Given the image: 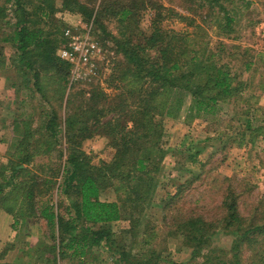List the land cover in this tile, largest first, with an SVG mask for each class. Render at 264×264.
Here are the masks:
<instances>
[{"label": "trees", "instance_id": "16d2710c", "mask_svg": "<svg viewBox=\"0 0 264 264\" xmlns=\"http://www.w3.org/2000/svg\"><path fill=\"white\" fill-rule=\"evenodd\" d=\"M55 1L0 0V65L5 62L4 44L10 45L16 52L15 67L24 86L33 87L47 104L36 126L32 118L13 123L16 136L6 161L0 164V209L12 215V229L31 218L45 221L50 239L43 245L48 264H68L71 260L83 264L93 247H104L116 257L117 264L173 263L151 247L156 232L150 230L147 220L144 222V211L153 203L165 157L173 155L175 169L190 173L185 164L199 162L202 148L196 143L180 150L164 147L163 119L177 116L186 97L191 118L214 116L219 104L241 97L249 82L232 73L208 43L193 42L187 32L163 29L162 21L171 14L188 25L195 24L192 17L175 13L158 0H99L98 4V0H60L59 7ZM193 1L184 0L191 7L197 5ZM200 1L207 16L215 17L219 29L230 32L234 18L227 6L233 0ZM147 9L153 10V17L145 32L140 17ZM60 11L80 14L84 24L91 23L92 36L103 44L113 42L123 58L110 79L116 93L109 96L97 87L78 105L68 98L63 124L44 83L46 77H52L55 100H63L71 64L57 55L64 42L62 31L69 26L61 13L57 18ZM111 20L116 24L115 33L108 29ZM195 28L200 29V25ZM252 62L245 61L244 69L249 70ZM257 84L264 91L263 76ZM252 111L264 115V106L257 100L248 106L241 126L235 129L230 124L225 132L223 147H239L264 134V118L260 123L262 119L252 117ZM100 134L115 151L110 161L94 163L82 143ZM52 150L57 152L58 163L46 174L42 170L46 162H37V158H48ZM192 181L173 182L175 191L167 193L161 208L172 210ZM106 188L113 189L115 200L101 198ZM222 208L225 212L218 222L203 215L177 214L169 224L170 235L179 237L190 250L188 263L264 264V210L256 206L249 216L243 215L231 189ZM124 217L132 238L140 235V252L119 247L114 239L111 225ZM219 231L232 236L229 248L212 242ZM14 247L13 243L3 244L0 261ZM247 251L249 257L244 256Z\"/></svg>", "mask_w": 264, "mask_h": 264}, {"label": "rangeland", "instance_id": "374dc122", "mask_svg": "<svg viewBox=\"0 0 264 264\" xmlns=\"http://www.w3.org/2000/svg\"><path fill=\"white\" fill-rule=\"evenodd\" d=\"M166 8L174 9L175 13L190 16L195 26L188 25L176 15L166 16L161 26L165 30H176L190 33L193 42L208 43L209 47L220 55V60L227 63L231 72L237 74L240 80H246L247 90L236 100L219 104L217 114L191 118L189 115V97H186L180 113L175 117L163 119L164 135L162 145L171 150L186 149L189 146H200L202 151L198 156L199 162L185 164L192 172H180L175 169V157L168 154L163 161V170L159 183L153 196V203L149 205L144 214L150 230L156 232L151 247L160 250L164 257L171 262L165 264H190V250L186 248L179 237L170 235V223L177 217L185 215H203L209 220L218 222L225 210L222 202L228 191L234 190L237 194L239 211L249 216L257 206L259 211L264 210V134L255 137L254 142L242 146L223 147L225 132L228 129L238 128L244 122V115L248 106L258 102L264 106V91H261L257 82L264 77V0H233L228 4L230 15L234 18L230 32L223 33L214 21V16H207L206 6H201L200 0H194L197 5L190 6L184 0H158ZM59 7L60 0H56ZM99 0L96 2L98 4ZM60 11L57 18L60 16ZM66 14L67 16H64ZM63 20L69 26H83L82 16L78 13H61ZM153 10L147 9L140 17V26L148 32ZM200 25V29L195 28ZM108 29L116 32L113 20L108 22ZM195 31L198 33L195 34ZM193 32V33H192ZM100 42V41H99ZM103 55L98 59L97 73L88 81H76L70 84V72L66 90L62 101H56V85L46 77L48 93L58 109L62 124L68 113L67 100L73 99L78 105L87 101L94 88H100L109 96L116 93V88L110 79L119 63L123 60L110 40L104 45L100 42ZM223 44V45H222ZM222 46V47H220ZM5 62L0 65V164L5 162L9 145L13 143L16 134L13 132V123L32 118V125L36 126L40 119L43 107H47L40 94L33 87H25L21 81V72L15 67L16 52L10 45L4 44ZM253 60L249 70L244 69V62ZM252 76V80H249ZM15 84V85H14ZM235 112H239L235 116ZM252 117H259L263 122L264 115L260 111H252ZM231 124V126H230ZM230 131V130H229ZM249 137L246 134V140ZM63 139V138H62ZM105 135H94L82 143L83 150L90 154L94 163L110 161L114 148L109 145ZM3 143V144H1ZM64 148V144L62 145ZM43 161V162H42ZM37 162L45 163L44 172L49 174L58 163L57 152L52 150L48 158H37ZM199 163L204 165L201 167ZM199 175V177H195ZM195 177V178H194ZM193 179L190 187L184 188L179 195V201L172 206V210L164 211L162 202L167 193H173V182H185ZM103 200H115L116 194L112 188L101 192ZM257 209V211H258ZM178 212V213H175ZM127 214V213H126ZM147 220V221H146ZM144 224V223H143ZM219 224V223H218ZM141 225V228H144ZM114 239L119 247L132 248V252H140V235L135 239L129 233V221L122 218L111 225ZM148 230V233L150 232ZM6 243H13L15 247L8 251L10 261L6 264H48L47 249L43 246L49 243L48 229L42 219L31 218L16 229L10 230ZM232 236L217 232L212 242L221 247L229 248ZM44 250V251H43ZM38 255V261L36 258ZM249 251L245 257H249ZM246 262H249L248 260ZM68 264H77L71 260ZM83 264H117L116 257L104 247H93L92 253L87 256Z\"/></svg>", "mask_w": 264, "mask_h": 264}, {"label": "built area", "instance_id": "2783aa9c", "mask_svg": "<svg viewBox=\"0 0 264 264\" xmlns=\"http://www.w3.org/2000/svg\"><path fill=\"white\" fill-rule=\"evenodd\" d=\"M78 23L63 29L64 42L57 49L59 58L71 64L70 84L91 80L97 73L98 59L103 55L102 45L92 36L91 23L83 26Z\"/></svg>", "mask_w": 264, "mask_h": 264}, {"label": "crops", "instance_id": "0c3cea01", "mask_svg": "<svg viewBox=\"0 0 264 264\" xmlns=\"http://www.w3.org/2000/svg\"><path fill=\"white\" fill-rule=\"evenodd\" d=\"M3 144V143H1ZM13 221L12 215L7 213L6 211L0 209V251L1 246L6 243L8 238L7 237L10 234L11 230V223ZM8 252L5 255V257L0 262L10 261Z\"/></svg>", "mask_w": 264, "mask_h": 264}]
</instances>
